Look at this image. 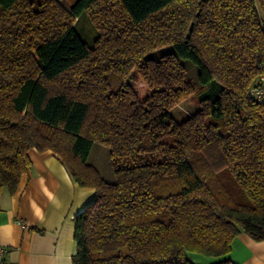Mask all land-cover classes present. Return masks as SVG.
Here are the masks:
<instances>
[{
  "label": "trees",
  "instance_id": "1",
  "mask_svg": "<svg viewBox=\"0 0 264 264\" xmlns=\"http://www.w3.org/2000/svg\"><path fill=\"white\" fill-rule=\"evenodd\" d=\"M260 75L264 0H0V194L17 190L29 150L49 149L94 189L71 264H234L237 234L264 240ZM188 97L199 108L178 121ZM94 143L113 181L87 161Z\"/></svg>",
  "mask_w": 264,
  "mask_h": 264
},
{
  "label": "crops",
  "instance_id": "2",
  "mask_svg": "<svg viewBox=\"0 0 264 264\" xmlns=\"http://www.w3.org/2000/svg\"><path fill=\"white\" fill-rule=\"evenodd\" d=\"M31 166L13 194H0V247L5 264H71L76 253L75 216L94 198V189L73 181L51 150H29ZM24 225L25 227H23ZM197 264L220 257L189 254ZM234 264H264V240L240 232L225 256Z\"/></svg>",
  "mask_w": 264,
  "mask_h": 264
},
{
  "label": "rangeland",
  "instance_id": "3",
  "mask_svg": "<svg viewBox=\"0 0 264 264\" xmlns=\"http://www.w3.org/2000/svg\"><path fill=\"white\" fill-rule=\"evenodd\" d=\"M67 3V1H65ZM65 4V3H64ZM76 29L79 36L89 45L94 41L97 35V30L94 28L91 21L86 14H82L79 20H76ZM172 46L167 45L148 53L147 57L158 58L165 52L171 51ZM182 62L188 69V77L191 81L197 82V67L191 61L182 59ZM199 106L194 98L188 97L182 100L179 104L174 106L171 110L176 120L180 121L185 117L193 115ZM87 161L95 166L100 175L108 181L114 180L111 159L109 155V148L105 145L94 143L89 153Z\"/></svg>",
  "mask_w": 264,
  "mask_h": 264
},
{
  "label": "built area",
  "instance_id": "4",
  "mask_svg": "<svg viewBox=\"0 0 264 264\" xmlns=\"http://www.w3.org/2000/svg\"><path fill=\"white\" fill-rule=\"evenodd\" d=\"M250 95L257 102L264 104V75H260L255 83L250 88ZM25 227L24 225H22ZM9 251L8 247H0V264H5V256Z\"/></svg>",
  "mask_w": 264,
  "mask_h": 264
}]
</instances>
